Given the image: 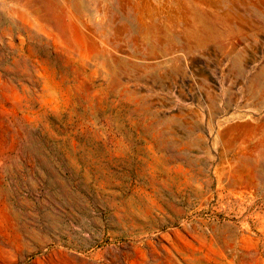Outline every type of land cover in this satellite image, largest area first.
Segmentation results:
<instances>
[{"label":"rangeland","instance_id":"obj_1","mask_svg":"<svg viewBox=\"0 0 264 264\" xmlns=\"http://www.w3.org/2000/svg\"><path fill=\"white\" fill-rule=\"evenodd\" d=\"M0 264H264V0H0Z\"/></svg>","mask_w":264,"mask_h":264}]
</instances>
